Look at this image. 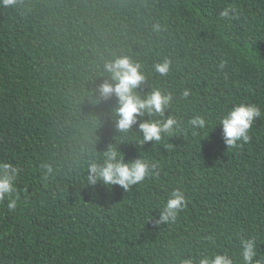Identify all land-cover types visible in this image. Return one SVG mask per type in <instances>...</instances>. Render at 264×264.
I'll return each mask as SVG.
<instances>
[{"label": "trees", "instance_id": "16d2710c", "mask_svg": "<svg viewBox=\"0 0 264 264\" xmlns=\"http://www.w3.org/2000/svg\"><path fill=\"white\" fill-rule=\"evenodd\" d=\"M226 7L231 19L220 17ZM122 56L141 66V97L156 89L172 96L163 116L141 118L177 120L158 142L141 144L138 126L118 131L116 98L96 91L108 79L105 61ZM165 60L162 75L154 65ZM238 104L264 117V0L0 6V162L18 170L16 209L0 202V264H199L225 254L243 264L242 238L255 241L260 260L264 118L248 142L227 147L219 118ZM194 116L204 129L188 123ZM113 148L152 173L127 191L89 185L88 165ZM177 188L186 207L154 226L150 218Z\"/></svg>", "mask_w": 264, "mask_h": 264}, {"label": "clouds", "instance_id": "9594fccd", "mask_svg": "<svg viewBox=\"0 0 264 264\" xmlns=\"http://www.w3.org/2000/svg\"><path fill=\"white\" fill-rule=\"evenodd\" d=\"M18 0H0V6L14 7ZM231 8H225L220 12L222 19H231ZM154 30L159 31L160 26L154 25ZM170 61L165 60L162 63L154 65L155 70L166 75L169 71ZM221 63L220 67L223 68ZM141 66L135 63L128 56L116 57L105 61L104 72L108 74V79L101 83L96 91L99 96L108 100L113 97L117 100L115 108L116 129L127 133L138 126L142 134L141 144L152 141H160L161 134L171 135L177 126V120L168 117L164 120L141 119L145 115L163 116L172 102L171 94H163L159 89L150 94L141 97L137 89L144 83L145 76L140 70ZM188 91L184 96H188ZM257 118L262 117L261 110L252 104H238L230 111L219 118V124L222 126V136L224 144L229 148L239 147L242 142H248L250 139L249 131ZM188 123L194 128L204 129L206 121L201 116L192 117ZM45 176L52 173L49 165H43ZM154 167V166H153ZM152 173L148 162L144 159H135L125 162L124 157L116 150L111 149L105 153L103 163L92 162L88 165L87 182L91 186L102 182L104 186H119L127 191L131 186L144 181L146 176ZM18 170L8 162H0V202H7L9 211H14L17 207L18 197H15V181ZM186 207L185 194L180 189H174L167 202L159 212L158 218H150V222L158 227L160 224L175 222L179 212ZM243 264H264V257L260 260H254L258 255L255 241L251 239L240 240ZM180 264H194L193 260L185 259ZM199 264H232L231 258L225 255H214L211 259L201 258Z\"/></svg>", "mask_w": 264, "mask_h": 264}]
</instances>
